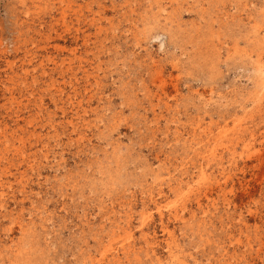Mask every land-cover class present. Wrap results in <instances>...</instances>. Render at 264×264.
<instances>
[{"label": "rangeland", "instance_id": "374dc122", "mask_svg": "<svg viewBox=\"0 0 264 264\" xmlns=\"http://www.w3.org/2000/svg\"><path fill=\"white\" fill-rule=\"evenodd\" d=\"M0 264H264V0H0Z\"/></svg>", "mask_w": 264, "mask_h": 264}, {"label": "bare ground", "instance_id": "6f19581e", "mask_svg": "<svg viewBox=\"0 0 264 264\" xmlns=\"http://www.w3.org/2000/svg\"><path fill=\"white\" fill-rule=\"evenodd\" d=\"M107 251H109V250H107Z\"/></svg>", "mask_w": 264, "mask_h": 264}]
</instances>
